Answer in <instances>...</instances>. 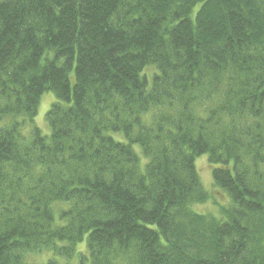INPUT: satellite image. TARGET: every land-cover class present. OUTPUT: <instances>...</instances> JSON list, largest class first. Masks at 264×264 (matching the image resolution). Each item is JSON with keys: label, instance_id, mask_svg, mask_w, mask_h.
Segmentation results:
<instances>
[{"label": "trees", "instance_id": "obj_1", "mask_svg": "<svg viewBox=\"0 0 264 264\" xmlns=\"http://www.w3.org/2000/svg\"><path fill=\"white\" fill-rule=\"evenodd\" d=\"M0 264H264V0H0Z\"/></svg>", "mask_w": 264, "mask_h": 264}, {"label": "rangeland", "instance_id": "obj_2", "mask_svg": "<svg viewBox=\"0 0 264 264\" xmlns=\"http://www.w3.org/2000/svg\"><path fill=\"white\" fill-rule=\"evenodd\" d=\"M153 71V68H149L147 70L148 75H151ZM55 100L56 97L54 93H52L51 91H46L41 98L39 110L35 118V124L42 130V133L46 136H49L50 134V126L46 119V113ZM30 127V124H26V126L24 127L25 132H27V129ZM196 165L198 167L203 185L210 193V198L206 202L195 203L193 205L194 211L220 218L221 216H223V207H226L228 205L229 196L226 192L216 186L212 176V166L208 161L207 154L199 156L197 158ZM31 260L40 262V257L34 256L31 258Z\"/></svg>", "mask_w": 264, "mask_h": 264}]
</instances>
